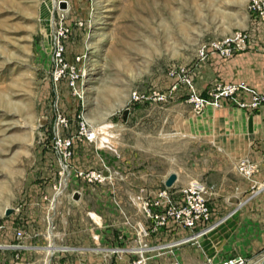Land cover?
I'll use <instances>...</instances> for the list:
<instances>
[{
  "label": "rangeland",
  "instance_id": "rangeland-1",
  "mask_svg": "<svg viewBox=\"0 0 264 264\" xmlns=\"http://www.w3.org/2000/svg\"><path fill=\"white\" fill-rule=\"evenodd\" d=\"M249 3L0 0V221L9 210L43 198V189L50 200L56 197L61 171L57 141L70 138L72 171H96L105 177L93 185L106 189L109 224L117 215L134 216L135 239L150 264H205L208 258L200 242L210 234L183 244L186 236L193 237L191 231L147 232L154 223L137 197L158 199L171 174L186 178L197 163L195 144L180 138L162 114L149 116V111L162 108L176 94H184L186 103L185 86L165 102L153 97L168 92L174 82L170 71L185 65L198 45L241 31L249 40L264 38V20L249 11ZM135 91L151 99L133 103ZM83 124L87 133H81ZM133 172L154 175L156 187H149V196L147 187H126L132 181L127 174ZM140 177L138 184L146 183ZM75 178L74 172L56 199H73V180L91 184ZM10 236L1 229L0 246ZM1 249L0 264H53L50 256L17 257ZM118 249H112L116 255ZM138 259L135 254L127 264ZM252 261L264 264V253Z\"/></svg>",
  "mask_w": 264,
  "mask_h": 264
},
{
  "label": "crops",
  "instance_id": "crops-1",
  "mask_svg": "<svg viewBox=\"0 0 264 264\" xmlns=\"http://www.w3.org/2000/svg\"><path fill=\"white\" fill-rule=\"evenodd\" d=\"M201 46L198 45V51L184 66L192 70L195 87L202 97L206 98L208 90L218 83L231 82H245L264 93L263 37L251 38L247 50L230 58L210 54L200 60ZM184 98V94H176L162 108L149 111V116L162 114L164 122H169L180 138L196 146L197 163L193 175L178 180L176 174L178 182L173 187H215L209 204L212 222L217 224L210 230L209 237L206 235L207 238L200 242L203 254L213 261L232 256L254 259L263 255L264 194L254 195L251 187L264 182V106L257 111H247L239 106L240 99L237 98L223 101L219 109L208 105L202 113L196 114ZM244 159L258 167L251 178L238 172L237 165ZM139 174L128 173L127 178L132 181L126 187H147L149 196V187H156L155 177L150 178L149 172L140 174L141 177ZM139 177L146 183L138 184ZM71 187L70 196L79 193L80 200H50L43 189V198L31 199L21 207L22 210L12 209V213L0 221V230L11 233L0 246L1 250L17 257L50 256L53 264L131 262L135 254L130 250L141 248L132 225L136 223L135 217L120 219L117 215L115 222L109 224L107 208L110 201L103 186L82 184L78 179L72 181ZM233 198L240 202H232ZM116 204L119 208V202ZM18 231H23L24 237L18 238ZM122 232L124 236H121ZM180 235L172 236L180 238ZM185 238L189 239L188 236ZM149 240L148 244L154 245L153 239ZM190 242L192 240L186 244ZM119 247L126 251L116 255L112 249Z\"/></svg>",
  "mask_w": 264,
  "mask_h": 264
},
{
  "label": "built area",
  "instance_id": "built-area-1",
  "mask_svg": "<svg viewBox=\"0 0 264 264\" xmlns=\"http://www.w3.org/2000/svg\"><path fill=\"white\" fill-rule=\"evenodd\" d=\"M248 9L252 14L264 20V0H250ZM248 43V34L241 31L223 40H214L203 44L199 49V57L200 60H204L210 54H218L223 58H230L238 52L247 50ZM170 77L174 81L173 85L167 93H154V101L165 102L171 94L182 90V86H185L186 103L191 106L192 111L196 114L202 113L208 105H211L214 109H219L223 101L237 98L240 99L239 106L247 111H257L264 106V93L257 92L245 82L218 83L208 90L207 97L204 98L194 86L192 70L189 67L184 65L174 67L170 71ZM131 98L133 103H142L151 99V97L139 91L133 92ZM81 131V133H87L88 127L86 124L82 125ZM57 145L59 148L61 171L59 173V185L56 186V197L60 195L61 188L67 185V180L74 172L77 178H81L91 184L96 182L102 183L105 180V177L96 171H72L70 160L73 157L74 139H59ZM237 169L241 175L247 178L253 177L258 171L257 165L247 159L239 161ZM251 190L254 195L264 194V182L259 185H253ZM213 192V187L190 185L188 187H181L175 191H169L168 188L161 190L157 194L158 199L155 196L149 200L144 199V197H137L145 216L154 223L150 231L147 230V232L149 234L150 232L155 233L161 228H167L175 232L181 230L191 231L193 237H190L188 240L184 238L181 242L183 244L206 236L217 224L212 222L213 212L209 204ZM17 237H24L23 231H18ZM118 250L119 252L122 251ZM154 250L159 249L154 248ZM130 251L133 254L139 255V259L134 264H150L148 258L144 256L147 251H143L142 249H132ZM164 264L181 263L175 260ZM205 264H254V262L252 259L243 256H232L219 261L208 259Z\"/></svg>",
  "mask_w": 264,
  "mask_h": 264
},
{
  "label": "water",
  "instance_id": "water-1",
  "mask_svg": "<svg viewBox=\"0 0 264 264\" xmlns=\"http://www.w3.org/2000/svg\"><path fill=\"white\" fill-rule=\"evenodd\" d=\"M126 114L127 113H125V115ZM176 181H177V175L176 174L170 175L168 177L167 181H166V187L167 188H172L175 185ZM80 197H81V195L79 193H75L74 196H73V199L76 200V201H78V200H80ZM232 202L239 203L240 201H239L238 198H233ZM11 213H12V210H9L7 212V215H10Z\"/></svg>",
  "mask_w": 264,
  "mask_h": 264
}]
</instances>
